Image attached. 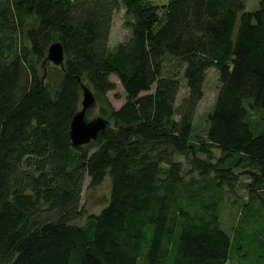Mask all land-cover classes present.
<instances>
[{
    "label": "trees",
    "instance_id": "1",
    "mask_svg": "<svg viewBox=\"0 0 264 264\" xmlns=\"http://www.w3.org/2000/svg\"><path fill=\"white\" fill-rule=\"evenodd\" d=\"M153 1L0 0V264H161L170 254L172 264L228 262L224 193L246 175L251 203L264 196V0L251 12L247 0ZM121 10L131 34L112 51ZM55 42L65 59L50 81L38 68ZM209 69L220 86L200 137ZM111 76L126 95L118 110L107 103ZM82 83L111 123L73 147ZM175 157L200 173L195 191ZM106 177L107 206L72 225L86 178L95 187Z\"/></svg>",
    "mask_w": 264,
    "mask_h": 264
},
{
    "label": "rangeland",
    "instance_id": "2",
    "mask_svg": "<svg viewBox=\"0 0 264 264\" xmlns=\"http://www.w3.org/2000/svg\"><path fill=\"white\" fill-rule=\"evenodd\" d=\"M167 1L168 0H154L153 3L162 5ZM258 2L259 0H247L245 10L250 12L255 11L258 8ZM128 21L129 20L124 16L123 10L115 12L109 37V47L112 51L115 50L118 44L124 43L130 38V30L125 24ZM172 65L170 64V66ZM60 72V68L54 67L46 60L43 61L38 68L39 77L41 78L43 75L49 73L48 78L51 79L50 81L57 79ZM110 81L114 83L115 89L107 94V103L111 108L118 110L125 103L126 95L115 76H111ZM82 84L87 86L86 83ZM219 86L220 84L216 71L214 69H209L206 72L204 97L198 106L194 119L195 136L204 137L206 134V129L208 128L207 116L214 108ZM87 88L94 96L92 89L90 87ZM153 89L154 86L149 92L144 94L152 93ZM186 93L185 82L181 80V89L177 97L176 105L181 103ZM105 105L103 101L97 102L95 99L94 105L86 112L85 121L90 122L102 118L111 123L108 116H102ZM253 115V119L260 116L257 113ZM256 129L257 128L252 129L255 135L257 133ZM198 155L201 159L207 158L206 156ZM211 156V163H215L217 159L221 157L220 150L212 149ZM175 159L182 163V176L185 184L190 185V191H195L198 187L197 182L201 183L203 180L200 173L193 170L184 158L175 157ZM244 172H246L245 169L235 170V173L244 174ZM238 182V187L236 189L227 190V192L224 193L223 205L220 209V227L231 240L230 255L227 264H264V196L254 198L251 203L252 198L250 196L253 195H251L252 193L248 192L244 186L250 181L247 179L246 175H240ZM109 194L110 182L108 177H106L99 186L95 187H89V179L86 178L79 201V210L82 216L71 224L83 226L89 215L99 214L107 206ZM261 194L264 195V193ZM248 203L251 204L248 205ZM244 205L248 206L244 207ZM240 207L243 208L240 209ZM172 262L173 255L170 254L161 264H172ZM146 263L147 259L143 264Z\"/></svg>",
    "mask_w": 264,
    "mask_h": 264
},
{
    "label": "water",
    "instance_id": "3",
    "mask_svg": "<svg viewBox=\"0 0 264 264\" xmlns=\"http://www.w3.org/2000/svg\"><path fill=\"white\" fill-rule=\"evenodd\" d=\"M64 49L61 43L55 42L47 49L46 61L54 67H63ZM81 110L74 116L70 124L69 137L73 147H80L95 141L101 131H104L108 123L104 119H96L86 122V112L94 105L95 98L91 91L82 86Z\"/></svg>",
    "mask_w": 264,
    "mask_h": 264
},
{
    "label": "crops",
    "instance_id": "4",
    "mask_svg": "<svg viewBox=\"0 0 264 264\" xmlns=\"http://www.w3.org/2000/svg\"><path fill=\"white\" fill-rule=\"evenodd\" d=\"M227 264V263H226Z\"/></svg>",
    "mask_w": 264,
    "mask_h": 264
}]
</instances>
